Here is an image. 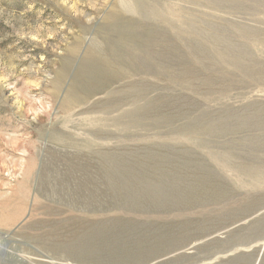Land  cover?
Masks as SVG:
<instances>
[{"label": "rangeland", "instance_id": "obj_1", "mask_svg": "<svg viewBox=\"0 0 264 264\" xmlns=\"http://www.w3.org/2000/svg\"><path fill=\"white\" fill-rule=\"evenodd\" d=\"M0 264H264V0H0Z\"/></svg>", "mask_w": 264, "mask_h": 264}, {"label": "bare ground", "instance_id": "obj_2", "mask_svg": "<svg viewBox=\"0 0 264 264\" xmlns=\"http://www.w3.org/2000/svg\"><path fill=\"white\" fill-rule=\"evenodd\" d=\"M130 4V3H129ZM125 7H127V6H125ZM130 7H128L127 9H123V11L124 10H126V11H131V9L133 8V7H131V9H129ZM126 11H125V13H126ZM128 13V12H127ZM173 13H174V11H173ZM176 14H177V12H176ZM176 14H175V17H176ZM165 17V16H164ZM151 18H158V16H156L154 13L153 14H151ZM126 30V29H125ZM124 30V32L122 33L121 31L118 33L119 34V36H118V38H117V43H120V42H123V41H127V40H129V38H130V32L129 31H125ZM137 35V34H136ZM115 42V41H114ZM128 42V41H127ZM132 42V41H131ZM113 43V42H112ZM117 43H115V45L117 44ZM136 43V42H135ZM128 44V46H129V44L130 43H127ZM108 46H110L111 47V45L112 44H110V43H108L107 44ZM114 45V44H113ZM115 45L112 47V49L110 50L111 52H116V48H115ZM117 45H119V44H117ZM127 46V47H128ZM107 47V46H106ZM132 47V46H131ZM119 48H121V45L119 46ZM129 48H130V46H129ZM103 49V48H102ZM106 50H107V48H105ZM109 49V48H108ZM127 49V48H126ZM120 50V49H119ZM118 50V51H119ZM125 50V49H124ZM123 50V51H124ZM109 51V52H110ZM117 51V52H118ZM122 52V51H121ZM106 53H107V51H106ZM114 54V53H113ZM112 55V54H111ZM115 55V54H114ZM116 55H118L119 56V54H116ZM120 55H121V53H120ZM109 56V55H108ZM114 58H116V57H114ZM119 58V57H118ZM120 61L122 60V59H119ZM118 60V61H119ZM128 63V62H127ZM111 64V63H110ZM110 64H108V65H110ZM105 67H107V65H104ZM105 67H104V69L102 70V71H106V70H109V67H107L106 69H105ZM129 67V66H128ZM90 68V67H89ZM103 68V67H102ZM113 68V67H112ZM92 69H94V68H92ZM89 72V71H88ZM87 72V73H88ZM93 73H91V71H90V73H91V75L92 74H94L95 72L94 71H92ZM96 75H97V72L95 73Z\"/></svg>", "mask_w": 264, "mask_h": 264}]
</instances>
